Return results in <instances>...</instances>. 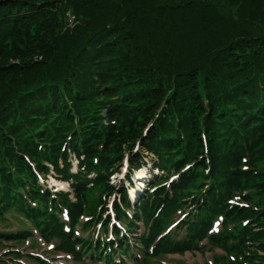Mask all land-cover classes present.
Returning <instances> with one entry per match:
<instances>
[{
    "label": "trees",
    "instance_id": "16d2710c",
    "mask_svg": "<svg viewBox=\"0 0 264 264\" xmlns=\"http://www.w3.org/2000/svg\"><path fill=\"white\" fill-rule=\"evenodd\" d=\"M6 45L16 58L0 59V209H19L45 236H60V248L79 256L71 233L48 211V192L38 184L32 161L40 172L48 170V161L71 179L75 200L58 197L68 205L72 225L86 212L93 189H111L108 176L124 149L131 168L146 164L151 154L168 174L181 166L174 195L155 187L153 196L139 200L136 213L146 221L164 202L138 240L144 246L178 206L177 193L198 182L212 184L186 237L161 239L155 254L195 248L230 185L259 187L258 197H264V179L258 181L263 171L239 167L244 151L252 155L250 163L264 152V0H0V48ZM138 139L145 155L132 152ZM205 147L210 177L202 181L204 162L196 168L183 164L204 158ZM71 151L84 157L76 174L69 171ZM26 198L39 206L30 207ZM120 198L126 203L124 187ZM225 212L238 220L255 218L261 227H246L245 235L252 236L247 247L264 234V215ZM118 250L128 247L120 240ZM246 259L242 255L238 264ZM251 264H264V256Z\"/></svg>",
    "mask_w": 264,
    "mask_h": 264
},
{
    "label": "rangeland",
    "instance_id": "374dc122",
    "mask_svg": "<svg viewBox=\"0 0 264 264\" xmlns=\"http://www.w3.org/2000/svg\"><path fill=\"white\" fill-rule=\"evenodd\" d=\"M214 1L217 2L218 0ZM15 58L16 57H14L11 53L9 45L0 48V59H4L6 61H14ZM201 137L203 140V145L206 146V140L203 138L202 134ZM124 146L125 144H122V148ZM135 148L142 154H146L144 146H140L138 143H135ZM126 153L128 152L124 149V152L120 158L122 159ZM251 157L252 155L247 151L243 152V154L240 156V170L244 171L245 173H252V171H255L258 174L263 171V174H260L261 176L258 180L261 181L264 179V152L257 159H254L252 163H250ZM152 161H156V156L153 154H151L150 159L147 158V162H149V164H151ZM201 162L205 163V167L199 169H202V171L207 169L205 173L206 176L204 177V180H206L208 179V177H210V158L208 156L207 147H205L204 158H199V160H197V162L193 164V168H196L197 163ZM125 164L126 162H124V164L118 165V169L116 170L115 174L110 177L109 181L115 185V188L124 185L126 182L127 172L122 173ZM178 169L179 167L173 168V170H171V173L169 174H162V172H159V175H157V177L150 183H146V177L140 176L141 181L145 183L144 186H140V189L143 190L146 188V191H149L148 187L153 184H156V181L159 178L163 177L167 179L171 177L173 173ZM63 184L62 186L58 185V182L55 178L51 176V174L47 176L48 187H51L52 185H57L58 188L67 187L66 189H63L64 191L69 190L68 185ZM204 186L205 183L202 182L199 184H195L194 186H190L186 190V192H184V194L177 193L178 206L175 208V210L181 209L184 206L188 207L194 201L198 200V198L200 197L199 193ZM213 187L216 189V191L219 189L218 186ZM52 189L54 190V188ZM92 191H94V193H90L87 196V207H91L88 209V211H92V207L96 205L95 212L99 216L102 213L103 209H107V212L103 213L102 218H104V222H106V224H108L109 227L113 229L119 224V222H116V216L114 215L112 210L113 205L118 204L117 194L105 193L107 190L100 191L97 189H93ZM258 193L259 187L256 186H245L243 184L242 187H237L235 184L230 185L228 188V193L220 199L222 207L218 208L217 212L214 215V224L212 230L210 231V234L200 241L199 246L192 249L191 252L186 251L184 253H168L157 256L150 255L147 256L146 261H143L141 264H238L237 259H241L242 255H245V257L247 258L246 264H251L254 261H259V257L264 254V250L261 247L264 246V234L261 237L256 238L253 243L249 245V247L245 245L246 243H249L252 238V236L245 235L246 227L249 224L254 225V230L257 229L258 232L261 228H257L256 224L254 223L255 218L251 220L245 216L238 220V216L230 218L231 213L225 212L226 209L228 211L237 210L239 212H242L245 209H251L255 213H260L261 215H264V197H258ZM98 196L101 197L100 201L97 198ZM204 197H206V191L204 192ZM243 197L250 198H248V200H244ZM101 201H106L107 205H99ZM233 201L239 202L242 205L241 208L237 207L238 205L232 204ZM133 208H129V211L126 212L129 217H133V214H136V210H133ZM179 215L180 211H177L170 218L166 219V224L164 227H170V232H176L178 230L179 224H177L176 220ZM82 221L83 226H85L86 229L83 230V226L78 227L76 230L77 235H81L85 238H91L93 236H100L103 234L101 229H104V224L102 222L95 221L93 225H91V220L87 217H82ZM262 223H264V220H262ZM21 227H26L28 231H30L28 232L30 237L24 240L10 239L8 242L0 244V262L4 264H21L19 255H16L15 251H11V249L18 250L22 248H28L29 251L33 253L29 255L30 257H24L26 263L35 262L36 259L34 258H38L39 255H42L45 259L48 260L62 259L60 258V252H58L54 246L55 244H57V241L54 239H51L47 242L42 240L41 237L37 234L38 228L33 225L32 222L26 221L19 214L8 213L6 214V216H0V237L3 235L4 238H9L8 236L10 233L21 231ZM96 229L99 230L95 231ZM133 231L134 232L130 233L126 232V237L130 238V235H140L143 231L142 223L137 222ZM179 234L181 235L182 231H180ZM238 249L241 250L240 253L238 252ZM247 253H249L248 256H246ZM239 254H241V256ZM63 261L66 264H87L84 262L75 263L66 258H63ZM127 262L128 264H133V262L131 261ZM95 264L104 263L98 262Z\"/></svg>",
    "mask_w": 264,
    "mask_h": 264
},
{
    "label": "bare ground",
    "instance_id": "6f19581e",
    "mask_svg": "<svg viewBox=\"0 0 264 264\" xmlns=\"http://www.w3.org/2000/svg\"><path fill=\"white\" fill-rule=\"evenodd\" d=\"M61 183H58V185H60Z\"/></svg>",
    "mask_w": 264,
    "mask_h": 264
}]
</instances>
